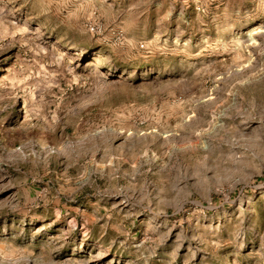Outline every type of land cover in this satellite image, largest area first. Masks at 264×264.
<instances>
[{
    "label": "rangeland",
    "instance_id": "obj_1",
    "mask_svg": "<svg viewBox=\"0 0 264 264\" xmlns=\"http://www.w3.org/2000/svg\"><path fill=\"white\" fill-rule=\"evenodd\" d=\"M0 264H264V0H0Z\"/></svg>",
    "mask_w": 264,
    "mask_h": 264
},
{
    "label": "built area",
    "instance_id": "obj_2",
    "mask_svg": "<svg viewBox=\"0 0 264 264\" xmlns=\"http://www.w3.org/2000/svg\"><path fill=\"white\" fill-rule=\"evenodd\" d=\"M87 30L91 34H96V35L100 34V32H101V28L97 24H92V23L87 25ZM117 36L119 37V39L122 38V34L119 32L117 33ZM141 47H143V46H141Z\"/></svg>",
    "mask_w": 264,
    "mask_h": 264
}]
</instances>
